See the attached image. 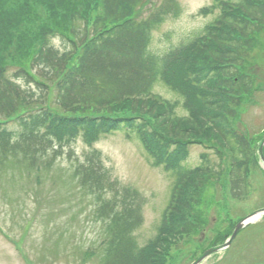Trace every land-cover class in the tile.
I'll list each match as a JSON object with an SVG mask.
<instances>
[{
	"label": "trees",
	"instance_id": "obj_1",
	"mask_svg": "<svg viewBox=\"0 0 264 264\" xmlns=\"http://www.w3.org/2000/svg\"><path fill=\"white\" fill-rule=\"evenodd\" d=\"M216 9L202 30L156 53L153 33L181 15L177 0H0V177L22 172L38 182L81 138L91 150L71 178L103 223L102 264H167L176 240L201 228L190 215L211 182L226 177L232 198L249 194L263 134L247 137L229 119L257 87L247 63L258 57L264 0H213L200 13ZM114 132L138 141L173 179L143 246L133 236L143 222L139 193L121 187L94 148ZM194 144L214 149L219 162L202 154L189 165Z\"/></svg>",
	"mask_w": 264,
	"mask_h": 264
},
{
	"label": "rangeland",
	"instance_id": "obj_2",
	"mask_svg": "<svg viewBox=\"0 0 264 264\" xmlns=\"http://www.w3.org/2000/svg\"><path fill=\"white\" fill-rule=\"evenodd\" d=\"M177 1L182 7L181 15L167 19L153 33L151 50L156 53H166L172 45L202 30L219 14L217 9L200 13L210 7L213 0ZM149 9L146 7L144 13ZM168 34H171L170 39ZM53 44L61 47L58 39ZM254 53L258 57L251 61L253 64L247 63V67L256 75L257 87L243 98L237 116L229 119V125L247 137L263 134L264 138V33L256 38ZM156 92L175 98L164 86L159 85ZM204 145L189 147V165L202 163V154L208 155L215 164L219 162L214 149ZM94 146L102 152L104 165L113 179L118 180L121 187H130L139 193L143 222L133 236L137 244L143 246L156 234L170 199L171 174L163 166H154L140 143L128 140L122 132L103 135ZM90 150L79 138L72 144V155L68 156L66 149L55 167L38 182L24 176L20 178L22 172L0 177V264H102L103 239L99 234L103 223L93 214V201L82 195L76 180L71 178L79 158L84 159ZM252 169L249 194L242 200L230 197L226 177L210 183L204 202L190 215L192 220L198 215L201 217V228L176 240L167 264H192L206 248L222 244L242 219L264 208V169L259 158L258 165H253ZM94 250L96 256L83 259L84 252ZM203 264H264L263 216L241 229L227 251L210 255Z\"/></svg>",
	"mask_w": 264,
	"mask_h": 264
},
{
	"label": "water",
	"instance_id": "obj_3",
	"mask_svg": "<svg viewBox=\"0 0 264 264\" xmlns=\"http://www.w3.org/2000/svg\"><path fill=\"white\" fill-rule=\"evenodd\" d=\"M263 147H264V139H262L260 141L259 146H258V154H259V157H260V159L262 161V165H263V168H264ZM262 216H264V208L263 209H260L258 211H255L254 213H252L251 215H249L248 217H246L243 221H241L237 225V227L235 228V230L233 231V234L231 235V237L229 238V240L225 244H223L221 246H218V247H214V248L208 249L207 251H205L192 264H202L213 253H217V252H219L221 250H224V249L228 248L232 244L233 240L236 238L237 234L240 232L241 229H243L247 225H250V224L256 222Z\"/></svg>",
	"mask_w": 264,
	"mask_h": 264
}]
</instances>
